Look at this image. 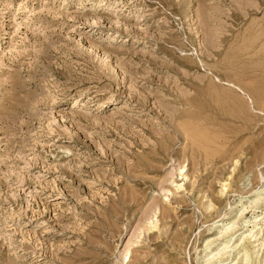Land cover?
I'll use <instances>...</instances> for the list:
<instances>
[{
    "label": "rangeland",
    "instance_id": "rangeland-1",
    "mask_svg": "<svg viewBox=\"0 0 264 264\" xmlns=\"http://www.w3.org/2000/svg\"><path fill=\"white\" fill-rule=\"evenodd\" d=\"M263 183L264 0H0V264H264Z\"/></svg>",
    "mask_w": 264,
    "mask_h": 264
},
{
    "label": "bare ground",
    "instance_id": "bare-ground-1",
    "mask_svg": "<svg viewBox=\"0 0 264 264\" xmlns=\"http://www.w3.org/2000/svg\"><path fill=\"white\" fill-rule=\"evenodd\" d=\"M161 189V188H160ZM261 192V193H260ZM258 194L261 196L262 194H264V183H263V185H262V190H260L259 192H258ZM255 222V221H254ZM244 223H246V222H242V224H244ZM256 224V223H255ZM252 225V227H251V230H247L248 231V234L245 236V237H243V238H251V237H253V236H255L256 234V231H253V228H254V226H256V225ZM231 228H233V224H231L230 226H228V227H226L225 229H224V231L222 230V232L224 233V234H226L228 231H231ZM246 230V229H245ZM221 232V233H222ZM234 231L232 232V233H229L227 236H226V238H225V240H224V245H223V247L222 248H220L215 254H213L211 257H209V258H207L206 260H204V262L205 263H211V264H221V262L226 258V257H228L230 254H231V251H225V249L227 248V243H229L233 238H234ZM255 241V240H254ZM214 243V242H213ZM209 245L210 244H207L206 246H205V248L204 249H207L208 250V248H209ZM252 248V247H251ZM250 250H249V247L248 248H246L245 247V251L243 252V255H242V257L241 258H239V259H241V264H248L249 263V258H250ZM218 255V258L217 259H213L214 258V256H217ZM238 264V263H237Z\"/></svg>",
    "mask_w": 264,
    "mask_h": 264
}]
</instances>
